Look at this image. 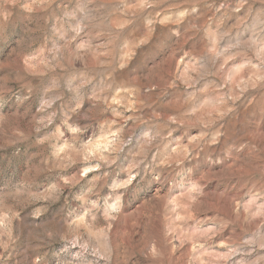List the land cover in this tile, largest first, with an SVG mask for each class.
<instances>
[{
    "label": "rangeland",
    "instance_id": "rangeland-1",
    "mask_svg": "<svg viewBox=\"0 0 264 264\" xmlns=\"http://www.w3.org/2000/svg\"><path fill=\"white\" fill-rule=\"evenodd\" d=\"M0 264H264V0H0Z\"/></svg>",
    "mask_w": 264,
    "mask_h": 264
}]
</instances>
